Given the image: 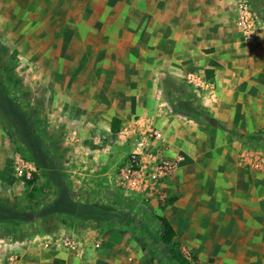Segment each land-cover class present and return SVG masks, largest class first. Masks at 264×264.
<instances>
[{
    "label": "rangeland",
    "instance_id": "374dc122",
    "mask_svg": "<svg viewBox=\"0 0 264 264\" xmlns=\"http://www.w3.org/2000/svg\"><path fill=\"white\" fill-rule=\"evenodd\" d=\"M243 2L259 17L252 0H0V239H13L21 226L29 237L68 227L79 235L119 228L120 238L135 229L157 264H170L158 244L163 215L200 264H264V234L255 242L245 234L230 241L232 234L211 226L186 232L163 189L158 197L117 189L129 144L115 134L143 115L118 119L115 133L111 118L105 134L85 139V102L116 99L121 109L133 102L141 110L155 106L158 117L167 110L203 118L187 90L188 73L165 72L166 36L184 17L236 21ZM24 211L29 221L3 226ZM190 219L206 226V218Z\"/></svg>",
    "mask_w": 264,
    "mask_h": 264
},
{
    "label": "crops",
    "instance_id": "0c3cea01",
    "mask_svg": "<svg viewBox=\"0 0 264 264\" xmlns=\"http://www.w3.org/2000/svg\"><path fill=\"white\" fill-rule=\"evenodd\" d=\"M195 21L199 25L190 27ZM237 28L234 19L216 14L203 20L184 17L177 31L166 36L165 72L198 76V83L187 90L206 118L167 110L158 117L155 106L141 110L129 100L125 109L117 105L116 99L99 104L85 102L91 111L85 139L105 134L111 118L122 121L143 115L162 133V138L152 145L154 156L170 160L182 157L165 181L145 195L158 197L163 189L172 204V213L181 218L186 232L202 233L211 226L213 232L232 234L230 241L245 234L247 241L256 242L264 234V168L239 163L241 155L252 148L234 134L248 135L264 127V30L246 45ZM130 97L134 98V94ZM87 144L94 145L90 140ZM260 151L264 155V150ZM260 159L256 154L247 161L259 164ZM194 217L198 222L203 217V223L206 218V226L193 224L190 218ZM109 229L104 234L102 229L88 228L80 235L68 227L56 230L81 240L87 247L86 259L56 246H44L40 234L23 239L1 238L0 264H157L135 229L125 231L120 238L116 236L119 228L117 232ZM96 239L102 248L93 251L91 243Z\"/></svg>",
    "mask_w": 264,
    "mask_h": 264
},
{
    "label": "built area",
    "instance_id": "2783aa9c",
    "mask_svg": "<svg viewBox=\"0 0 264 264\" xmlns=\"http://www.w3.org/2000/svg\"><path fill=\"white\" fill-rule=\"evenodd\" d=\"M253 10L247 2H243L240 5L236 20L237 27L243 35V43L246 45L251 44L261 30L260 19ZM197 77L196 74L191 73L186 76L185 81L193 87L198 83ZM260 131L264 132V128H261ZM117 136L129 144L128 157L116 180L117 189L126 196L145 195L148 191L155 190L182 160L181 156H177L173 160L154 156L151 150L152 145L156 140L162 138V133L148 119L142 117L130 119L121 128ZM251 148L252 151H247L241 155L239 163L244 167L264 168V159L262 160L264 155L260 151L262 149ZM256 154L261 157L259 164L247 161L250 155ZM43 238L46 247L56 246L57 249L81 259H86L88 255L86 245L70 233L53 231L44 234ZM100 247L101 241L99 239L91 243L93 251L99 250Z\"/></svg>",
    "mask_w": 264,
    "mask_h": 264
},
{
    "label": "trees",
    "instance_id": "16d2710c",
    "mask_svg": "<svg viewBox=\"0 0 264 264\" xmlns=\"http://www.w3.org/2000/svg\"><path fill=\"white\" fill-rule=\"evenodd\" d=\"M260 6L258 7L259 3ZM252 5L255 9H257V14L259 15V18L263 21L264 23V0H252ZM200 109V108H199ZM203 118H206L207 115L204 112V110H200L199 112ZM117 122V123H116ZM119 120L117 118L112 119L111 123V131L112 132H117V126H118ZM236 138L240 140V142L243 145L253 147V148H258L264 150V132H254L248 135H241V134H234ZM32 175L36 176L35 173H32ZM126 198V196H123ZM125 203L124 202V208H125ZM114 205L113 203L109 204L110 210H114ZM129 213V212H128ZM127 213V214H128ZM29 214L28 212H21L19 217L16 220H7L3 221V226L5 225H12L14 227H17L18 224H20L21 221H29L28 218ZM82 216H89L88 214H82ZM81 216V217H82ZM78 216V219L81 218ZM131 219L134 221L136 220V216H131ZM162 223H163V229L164 232L162 236H160L158 240V244L160 246L165 247L167 250V256L169 258L170 264H200L198 262V257L194 253L187 252L183 249L181 246L179 240L176 237V232L173 228V226L168 222L165 216L162 215ZM137 229H139V226L141 225L140 221H137L136 223ZM17 229L14 231L16 232ZM37 232H32L34 235ZM29 237L28 233L23 229V226L15 233L13 236V239H23ZM154 251V249L152 250Z\"/></svg>",
    "mask_w": 264,
    "mask_h": 264
}]
</instances>
